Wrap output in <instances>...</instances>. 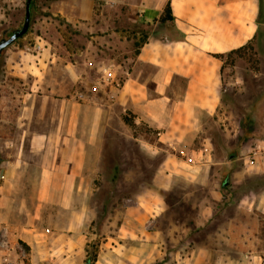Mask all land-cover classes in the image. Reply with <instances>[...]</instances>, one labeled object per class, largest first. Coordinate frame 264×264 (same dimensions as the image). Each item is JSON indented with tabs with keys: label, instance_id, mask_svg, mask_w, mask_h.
<instances>
[{
	"label": "rangeland",
	"instance_id": "374dc122",
	"mask_svg": "<svg viewBox=\"0 0 264 264\" xmlns=\"http://www.w3.org/2000/svg\"><path fill=\"white\" fill-rule=\"evenodd\" d=\"M77 1L34 0L28 31L0 55V175L5 173L22 144L27 120V115L22 114L24 96L34 84L43 54L49 59L54 54L58 61L77 59L82 69L87 67V57L92 54L104 66H111L116 78L119 71L126 70L147 38L152 21L144 22L137 12L129 17L127 3L94 0L95 16L91 20L84 17L74 21L71 13ZM24 3L25 0H0V38L22 25ZM160 17L154 20L167 21ZM261 52L259 43L249 44L224 61L220 108L210 128L212 158L208 162L207 183L196 177L189 180L182 174L174 175L166 189L158 188L161 209L156 204V209L143 222L132 219L126 209L136 205L134 200L150 195L152 181L161 175L158 173L168 152L157 142L156 148H149L143 141L128 136L121 141L122 128L113 117L112 128L104 131V144L108 143L112 156L121 154L120 173L114 182L108 178L109 169L101 159L88 166L92 170L87 175L92 179L91 188L81 203L88 217L87 240L84 255L76 264H246L255 255H261L264 260L262 241L254 243L246 235L238 239L231 226L237 213L246 209L237 206L241 198L257 200L264 194V170L247 171L240 160L243 149L264 138V76L254 79L250 72L260 68ZM60 63L52 62L48 74V83L54 86L56 97L64 90L65 83L71 86L66 77L62 80L56 77L58 69L54 67ZM102 68L94 71L95 80ZM79 90H84L80 82L70 87L67 96L82 101L74 97ZM144 123L152 129L148 122ZM146 132L143 137L155 142L154 133ZM23 144L26 159L35 161L28 154L26 142ZM35 177L32 172L20 178L19 185L25 186L14 190L7 213L10 223L18 216L12 209L20 200L31 205L34 191L28 183L33 185ZM163 177L164 174L162 180ZM213 188L222 191L219 199L214 196ZM106 197H110L111 203L104 209L101 201ZM76 199L81 202L80 194ZM148 233H153L154 238H145ZM88 255H94L95 259L87 262ZM9 262L52 264L47 259L33 262L29 246L15 235L11 224L0 221V264Z\"/></svg>",
	"mask_w": 264,
	"mask_h": 264
},
{
	"label": "crops",
	"instance_id": "0c3cea01",
	"mask_svg": "<svg viewBox=\"0 0 264 264\" xmlns=\"http://www.w3.org/2000/svg\"><path fill=\"white\" fill-rule=\"evenodd\" d=\"M117 1L128 4L129 17L137 12L144 22L152 21L146 40L126 70L119 71L122 74H117L102 91L92 92L91 99L76 101L67 96L70 87L80 82L87 89L96 78L95 70L104 67V62L90 54L87 67L82 69L77 59L58 61L54 54L50 59L43 54L34 84L24 96L22 114L27 115V120L22 144L0 175V212L4 211L0 221L11 224L15 235L29 246L33 262L47 259L52 264H76L84 255L88 217L81 203L91 188L92 179L87 175L92 170L88 166L98 163L108 147V143L104 144V131L111 127L113 117L122 128L121 141L128 136L143 141L149 148H156L157 142L168 152L158 173L164 174L163 180L161 175L154 177L150 195L134 200L136 205L126 209L132 219L143 222L156 204L161 209L158 188L166 189L174 175L182 174L189 180L196 177L207 183L208 162L212 158L210 128L220 108L228 54L259 43L260 68L250 72L254 79L264 76L262 0ZM74 4L72 20H91L95 16L94 0H78ZM167 4L171 19L154 20ZM52 62H61L54 67L58 69L56 77H66L71 84L67 87L65 83L57 97L54 86L48 83ZM124 115L136 125L148 122L155 130V142L134 137ZM23 142L35 161L26 159ZM32 172L36 175L33 185L27 182L34 191L32 203L20 200L12 209L18 216L10 223L7 213L14 190L22 189L25 185H19L20 178ZM77 194L81 202L77 201ZM213 194L219 199L222 191L213 188ZM238 204V208L251 211L253 207L264 214V194L257 200L241 198ZM155 235L148 233L145 238ZM153 251L157 253L156 249ZM246 264H264V260L255 255Z\"/></svg>",
	"mask_w": 264,
	"mask_h": 264
},
{
	"label": "trees",
	"instance_id": "16d2710c",
	"mask_svg": "<svg viewBox=\"0 0 264 264\" xmlns=\"http://www.w3.org/2000/svg\"><path fill=\"white\" fill-rule=\"evenodd\" d=\"M34 8V0L31 1L30 4V17L32 14ZM161 20H168L171 19V15H170V7L167 4L162 12V15L160 17ZM28 31V30H27ZM248 46V45H247ZM241 47L239 49H237L236 51H234V53L236 52H242V50L245 48ZM137 52V51H136ZM233 53H229L228 55H231ZM124 122L126 124H128L132 130V133L134 135V137H139L142 136L143 137V133L144 130H146L148 132H153L155 134V130L151 129L150 127H148V125H146L144 122L136 125L133 123L132 118L124 115ZM147 140V137H146ZM150 142H154L149 140ZM109 146L107 147L106 145V150L105 152H103L101 160L102 163H104L107 167H108V171H109V179L113 180L114 182L118 180V175L120 173V161L119 158H121V154L116 156H112L111 154V150H109ZM126 150V146L124 147ZM107 149L109 150V152H107ZM154 170H153V174H154ZM115 190V187L113 188ZM111 189V190H113ZM126 196H130L129 193H125ZM103 204V207L105 209V207L111 203L110 201V197H106L103 201H101ZM232 226V232L235 234L236 238H240L243 235H246L248 237V239L250 238L254 243H257L258 241H262L263 245H264V214L256 209H253L251 211H248L246 209H242L237 216L232 220L231 223ZM246 251H248V249H246ZM95 259L94 255H88L86 261H92Z\"/></svg>",
	"mask_w": 264,
	"mask_h": 264
},
{
	"label": "built area",
	"instance_id": "2783aa9c",
	"mask_svg": "<svg viewBox=\"0 0 264 264\" xmlns=\"http://www.w3.org/2000/svg\"><path fill=\"white\" fill-rule=\"evenodd\" d=\"M115 79V70L111 66H104L97 80L85 90L76 91L74 97L78 100L91 99L92 92H98L103 86L112 83ZM240 160L247 171H259L264 169V138L256 139L251 145L243 149ZM8 264H15L9 262Z\"/></svg>",
	"mask_w": 264,
	"mask_h": 264
},
{
	"label": "water",
	"instance_id": "95a60500",
	"mask_svg": "<svg viewBox=\"0 0 264 264\" xmlns=\"http://www.w3.org/2000/svg\"><path fill=\"white\" fill-rule=\"evenodd\" d=\"M31 1L32 0H25L22 25L20 27L13 29L8 36L0 38V55L6 47L14 43L19 37L23 36L27 32L31 21V17H30ZM0 162H1V156H0ZM224 184H226V181L224 182Z\"/></svg>",
	"mask_w": 264,
	"mask_h": 264
}]
</instances>
